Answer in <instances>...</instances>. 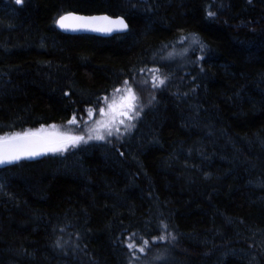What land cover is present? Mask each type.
Instances as JSON below:
<instances>
[{"label": "trees", "instance_id": "obj_1", "mask_svg": "<svg viewBox=\"0 0 264 264\" xmlns=\"http://www.w3.org/2000/svg\"><path fill=\"white\" fill-rule=\"evenodd\" d=\"M68 12L128 30L64 34ZM125 81L129 132L0 169V264H264V0H0V136Z\"/></svg>", "mask_w": 264, "mask_h": 264}, {"label": "snow or ice", "instance_id": "obj_2", "mask_svg": "<svg viewBox=\"0 0 264 264\" xmlns=\"http://www.w3.org/2000/svg\"><path fill=\"white\" fill-rule=\"evenodd\" d=\"M17 4H21L22 0H16ZM209 15L213 13L209 12ZM69 17H61L57 24L64 28L66 27L64 21ZM74 19L81 20L83 23L80 27L91 28L94 31H112L113 27H93L96 21H106L108 25L116 26L118 28H126L123 20H109L107 17H93L83 18L74 17ZM183 39V38H182ZM171 55V54H170ZM143 71V70H142ZM152 75V87L158 88L165 83L157 74L159 69L149 70ZM124 88H117L112 97H105V107L99 108V115L101 119L96 120L95 126L88 130V135H71L69 132L56 131V126H51L54 131L48 132L47 129L41 128L37 131H24L21 133L5 134L0 136V165L11 164L19 161L22 158H31L39 155L51 153H63L69 147L75 148L80 143H87L90 140H105L106 136L111 137L114 133H120V128L117 125H124L125 129H129L132 125L125 124V120L131 121L140 115L137 111V100L133 87L129 85L128 81L124 82ZM121 95H117L120 94ZM89 118L93 116V110H88ZM123 117L124 119H120ZM69 124H77L76 117L68 121ZM119 138V136H117ZM157 239L164 240L165 236H160ZM149 241L144 240L142 246L136 247L135 243L127 245L129 251L135 249L139 252H144L148 247Z\"/></svg>", "mask_w": 264, "mask_h": 264}, {"label": "water", "instance_id": "obj_3", "mask_svg": "<svg viewBox=\"0 0 264 264\" xmlns=\"http://www.w3.org/2000/svg\"><path fill=\"white\" fill-rule=\"evenodd\" d=\"M61 17H69V19L65 20L64 23L66 25V27L61 28L58 24L57 21L61 18ZM74 17H83V18H93V17H107L109 20H123L124 24L127 25L125 19L123 17H111L107 14H92V15H85V14H79V13H74V12H68L63 14L62 16H60L57 21H56V25L59 31H61L64 34H68V35H79V34H88V35H95V36H100V37H109L112 36L114 34H121V33H125L128 30V25L126 28H118L116 26H111L108 25L106 21H96L93 23V27H113L112 31H94L91 30V28H84V27H80V25L83 23V21L81 20H77L74 19ZM45 155V154H43ZM43 155H39L36 157H31V158H40ZM25 159V158H22ZM20 159V160H22ZM19 160V161H20ZM18 162V161H16ZM14 162V163H16ZM13 164V163H11ZM9 164H5V165H0V169L8 166Z\"/></svg>", "mask_w": 264, "mask_h": 264}, {"label": "rangeland", "instance_id": "obj_4", "mask_svg": "<svg viewBox=\"0 0 264 264\" xmlns=\"http://www.w3.org/2000/svg\"><path fill=\"white\" fill-rule=\"evenodd\" d=\"M145 74H146V78L153 83V81H152V75L153 74L151 72H149V71H146ZM129 85H131V84H129ZM121 94L122 93L117 94V95H121ZM100 107H105V101L97 109L96 108H92L93 116L91 118H89V115H87L82 120H80V121L77 120V124H69L68 123V125H66V126H56L55 130L59 131V132H69V134H71V135H84L85 137H87L88 130L95 126L96 120L101 119V117L99 115V108ZM120 119H124V118L120 117ZM133 121H134V119L131 120V121L125 120V124H131L132 125ZM117 126L120 128V133H122V134L114 133L115 136H122V135H124L125 133H127V132H129L131 130V127L129 129H125L124 125H117ZM41 128L47 129L48 132L54 131L51 126L40 127V128H38V129H36L34 131H37V130H39ZM90 141H93V140H90ZM82 144H86V143H80L79 145H82ZM47 154H59V152H57V153L49 152Z\"/></svg>", "mask_w": 264, "mask_h": 264}]
</instances>
